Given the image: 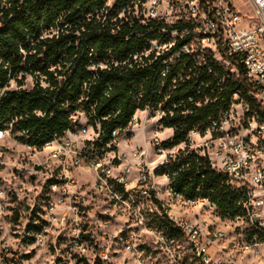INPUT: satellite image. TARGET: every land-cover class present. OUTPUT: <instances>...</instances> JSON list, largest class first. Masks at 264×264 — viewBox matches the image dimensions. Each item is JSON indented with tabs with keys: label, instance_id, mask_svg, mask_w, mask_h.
<instances>
[{
	"label": "built area",
	"instance_id": "1",
	"mask_svg": "<svg viewBox=\"0 0 264 264\" xmlns=\"http://www.w3.org/2000/svg\"><path fill=\"white\" fill-rule=\"evenodd\" d=\"M81 18L80 15L69 18L67 13H61L50 24L42 21L39 35H29L26 45L20 43L11 58H0L5 71L0 77L1 106L20 99L24 92H39L29 98L60 102L68 115L69 126L63 135L55 134L51 139L22 128L19 123L25 118L23 112L16 113L0 127V140L14 138L22 144L28 159L44 156L43 162H37L36 170H58L45 184L47 208L54 211L66 199L76 198L74 178L81 169L80 177L92 174L96 193L102 194L120 212L132 210V204L141 199L150 200L146 212H131V216L134 213L139 229L151 231L162 247H175L178 251L185 242L198 264H264V0H107L101 10ZM93 19L102 24L96 37L85 35L84 26L79 29L80 21ZM108 23L111 25L107 26ZM107 37L126 41L143 37L146 45L124 57L117 56L114 48L102 53L90 45L93 38ZM51 47L53 50H49ZM156 62H160L157 73L161 80L160 96L172 67L180 63L181 74L187 80L196 78L193 85L199 94L203 87L211 86L205 81L199 83L203 72L217 79L210 95L195 103L196 106L224 99L225 92L230 94L226 108L210 119L205 129L194 128L184 142L165 147V142L174 141L176 128L164 127L163 119L173 115V111L164 109L167 98L156 106L141 108L143 93L140 91L134 96L137 108L129 124L114 128L106 141L103 122L110 117L97 115L98 99H91L92 88L103 72L120 67L141 69ZM239 65L244 67V75ZM82 66L88 77L79 80ZM178 82V76L171 79L173 86ZM231 83H236V87L230 92ZM139 85L142 89L143 83ZM106 86L112 87L110 83ZM138 113L154 115L159 127L157 137L165 131L168 136L157 140L153 150L157 158L153 163L137 167L140 156L149 157L146 150H141L143 154L134 150L130 166L122 156H117L123 146L117 143V137L132 131L130 128ZM33 114L48 115L43 109H35ZM117 115L113 114L112 118ZM53 116L51 112L49 117ZM180 152L194 153L212 171L226 177L227 186L239 196L240 215L216 226L218 222L214 219H221L216 217L220 215L210 196L189 199L172 187L167 167ZM161 168L166 171L159 174ZM18 173L19 184H23L22 174ZM2 194L0 191V203ZM42 209L41 206L35 212L41 214ZM68 209L71 219L79 225L80 206L70 205ZM149 215L154 216L155 224L146 222ZM162 217L179 228L181 235L170 237L156 226ZM35 223L40 228L32 236L37 242H43L48 222L40 218ZM87 236L78 229L70 240L71 252L85 256ZM0 264H21V261L14 257L0 259Z\"/></svg>",
	"mask_w": 264,
	"mask_h": 264
},
{
	"label": "trees",
	"instance_id": "2",
	"mask_svg": "<svg viewBox=\"0 0 264 264\" xmlns=\"http://www.w3.org/2000/svg\"><path fill=\"white\" fill-rule=\"evenodd\" d=\"M106 2L107 0H47L44 3H40L32 2L31 0L23 2L21 0H0V58L3 60L11 58V54L18 51L20 43H26V38L29 35H39L42 21L50 24L61 13H67L69 18L79 15L83 18L88 13L101 10ZM12 14L14 16L10 19ZM79 25V29L82 26L86 27L84 34L87 36L93 35L96 37L98 36L96 31L102 29V24L96 19H93L92 22L82 20ZM110 25L108 23L107 26ZM161 25L163 26V24ZM101 34L108 36L107 32H102ZM90 45L102 53L106 49L114 48L117 56L124 57L129 53L143 49L146 41L143 37H133L130 41L107 37L103 40L93 38ZM52 46L55 47V44ZM49 50H53V47L49 48ZM85 59L87 64L88 59ZM38 67L42 68L39 65ZM182 68L183 66L180 63L172 67L170 74L166 78L167 83L162 89V96L158 94L161 89V80L157 76L160 70V62L141 69L120 67L103 72L97 84L92 88L91 94L92 100L98 99L95 109L97 115L99 117H110L108 121L103 122L105 130L103 138L108 141L114 128L126 127L129 124L137 108L134 96L140 91L143 93L141 108L156 106L160 101H164L167 98L164 109L173 111V115L168 114L163 119L164 127L176 128L174 141L165 142V147H172L184 142L189 131L194 128L205 129L209 124V120L216 118L226 108V102L229 100L230 94L224 92V99L220 98L216 102L211 101L207 104L196 106L195 103L201 99L204 100L206 95H210V88L217 84V79L213 76H207L206 72H203L199 83L205 81L206 84H211V86L208 88L203 87L199 94L196 91V86L193 85L196 78L193 76L192 79L187 80L186 76L181 74ZM215 69L217 70L216 66ZM239 69L244 75V67L239 65ZM4 73L5 71L0 65V77ZM174 76L179 78L176 86L171 84V79ZM87 77L88 73L83 71L82 66L78 78L82 80ZM107 83L111 84V89L106 86ZM141 83H143L142 89L139 87ZM154 83H157V85ZM235 87L236 83H231L230 92ZM36 94L39 95L40 93L24 92L20 99L8 101L4 106L0 105V127L16 113L20 114L23 112L25 118L19 123L22 128L28 129L32 133H39L41 138L51 139L55 134L63 135L69 126L65 108L61 106L60 102L50 103L47 100H32L29 98ZM190 98H193L194 102L190 101ZM35 109H43L47 111L48 115L45 117L36 116L33 114ZM186 111L191 113L185 114L184 112ZM51 112H54L52 118L49 117ZM115 113H118V115L113 119L112 116ZM37 143L42 144L43 142ZM167 169L172 187L181 195L189 199L210 196L223 219H235V217L240 215L239 196L227 186L226 177L212 171L203 158L198 157L194 153L184 155L183 152H180L168 165ZM164 171L166 170L161 168L159 174ZM35 216L36 213L34 212ZM34 217L31 218L28 225L29 233L40 228L35 223ZM156 226L170 237H178L182 233L179 228L174 227L165 217L159 218L156 221ZM28 240L33 241L34 237L29 236Z\"/></svg>",
	"mask_w": 264,
	"mask_h": 264
},
{
	"label": "rangeland",
	"instance_id": "3",
	"mask_svg": "<svg viewBox=\"0 0 264 264\" xmlns=\"http://www.w3.org/2000/svg\"><path fill=\"white\" fill-rule=\"evenodd\" d=\"M153 116L138 113L130 128L132 131L117 137V143H123L117 156H122L124 163L132 166L134 150L143 154L141 150L145 149L149 155L148 158L140 156L136 161L137 167L138 164L150 165L157 158L153 154L157 140L166 138L168 132L157 137L159 127ZM41 157L28 159L22 144L14 138L0 140V191L3 193L0 203V259L18 257L21 264H179L181 261L198 264L193 250L185 242L181 243L178 251L175 247H162L151 231L139 229V222L134 221V213L146 212V207L151 204L150 200L141 199L132 204V210L120 212L102 194L96 193L92 174L80 177L81 169L74 178L77 181V186L73 189L77 191L74 196L76 198L66 199L51 211L45 205L48 203L44 200L45 184L58 170H36L37 162L44 161V156ZM18 172L22 174L23 184H19ZM155 181L161 179L155 178ZM75 204L81 210L79 225L71 219L72 213L68 209ZM41 206L44 212L37 214L35 210ZM131 212H134L132 216ZM32 217L35 222L40 218L48 222L43 242L28 240L32 236L28 232ZM216 217L221 219H214L215 223L218 222L216 226L226 221L221 216ZM153 219L154 216L149 215L146 222L153 225ZM204 219L207 220V217ZM78 229L89 235L85 242V256L71 252L70 249V240Z\"/></svg>",
	"mask_w": 264,
	"mask_h": 264
}]
</instances>
